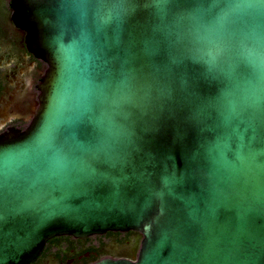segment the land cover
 <instances>
[{
    "label": "water",
    "instance_id": "1",
    "mask_svg": "<svg viewBox=\"0 0 264 264\" xmlns=\"http://www.w3.org/2000/svg\"><path fill=\"white\" fill-rule=\"evenodd\" d=\"M14 1L49 70L0 133V264L109 230L139 254L94 264H264V0Z\"/></svg>",
    "mask_w": 264,
    "mask_h": 264
},
{
    "label": "flooded vegetation",
    "instance_id": "2",
    "mask_svg": "<svg viewBox=\"0 0 264 264\" xmlns=\"http://www.w3.org/2000/svg\"><path fill=\"white\" fill-rule=\"evenodd\" d=\"M14 0H0V133L15 126L25 130L37 111L41 86L49 63L32 53L27 32L14 20ZM35 111V112H36ZM8 122L5 120L12 115ZM143 235L137 230H109L87 237L72 235L49 239L42 254L30 264H94L105 258L135 259Z\"/></svg>",
    "mask_w": 264,
    "mask_h": 264
}]
</instances>
